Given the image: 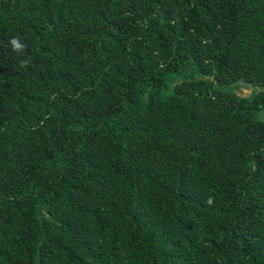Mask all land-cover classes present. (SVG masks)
Instances as JSON below:
<instances>
[{
	"label": "trees",
	"instance_id": "16d2710c",
	"mask_svg": "<svg viewBox=\"0 0 264 264\" xmlns=\"http://www.w3.org/2000/svg\"><path fill=\"white\" fill-rule=\"evenodd\" d=\"M0 264H264V0H0Z\"/></svg>",
	"mask_w": 264,
	"mask_h": 264
},
{
	"label": "clouds",
	"instance_id": "9594fccd",
	"mask_svg": "<svg viewBox=\"0 0 264 264\" xmlns=\"http://www.w3.org/2000/svg\"><path fill=\"white\" fill-rule=\"evenodd\" d=\"M9 43L11 44L12 48L14 51H21L23 50L26 46L24 44H22L19 40V37H11L9 40ZM22 63H26V61L22 62ZM207 204L211 205L213 203V198H208V200L206 201Z\"/></svg>",
	"mask_w": 264,
	"mask_h": 264
},
{
	"label": "rangeland",
	"instance_id": "374dc122",
	"mask_svg": "<svg viewBox=\"0 0 264 264\" xmlns=\"http://www.w3.org/2000/svg\"><path fill=\"white\" fill-rule=\"evenodd\" d=\"M253 88L247 87V86H240L237 90L239 94L242 95H249L252 92Z\"/></svg>",
	"mask_w": 264,
	"mask_h": 264
}]
</instances>
